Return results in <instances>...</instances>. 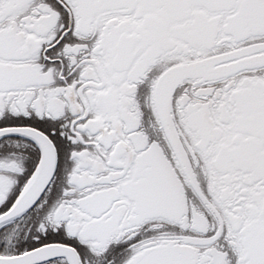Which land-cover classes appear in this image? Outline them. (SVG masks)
Here are the masks:
<instances>
[{"label":"snow or ice","instance_id":"snow-or-ice-1","mask_svg":"<svg viewBox=\"0 0 264 264\" xmlns=\"http://www.w3.org/2000/svg\"><path fill=\"white\" fill-rule=\"evenodd\" d=\"M0 264H264V0H0Z\"/></svg>","mask_w":264,"mask_h":264}]
</instances>
